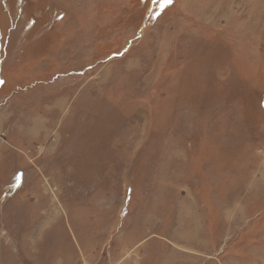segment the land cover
I'll return each instance as SVG.
<instances>
[{
    "label": "rangeland",
    "instance_id": "rangeland-1",
    "mask_svg": "<svg viewBox=\"0 0 264 264\" xmlns=\"http://www.w3.org/2000/svg\"><path fill=\"white\" fill-rule=\"evenodd\" d=\"M201 261L264 264V0H0V264Z\"/></svg>",
    "mask_w": 264,
    "mask_h": 264
},
{
    "label": "crops",
    "instance_id": "crops-1",
    "mask_svg": "<svg viewBox=\"0 0 264 264\" xmlns=\"http://www.w3.org/2000/svg\"><path fill=\"white\" fill-rule=\"evenodd\" d=\"M197 253V252H196ZM203 262L201 261V262H199V263H197V264H202Z\"/></svg>",
    "mask_w": 264,
    "mask_h": 264
},
{
    "label": "snow or ice",
    "instance_id": "snow-or-ice-1",
    "mask_svg": "<svg viewBox=\"0 0 264 264\" xmlns=\"http://www.w3.org/2000/svg\"><path fill=\"white\" fill-rule=\"evenodd\" d=\"M166 2H167V0H166Z\"/></svg>",
    "mask_w": 264,
    "mask_h": 264
}]
</instances>
